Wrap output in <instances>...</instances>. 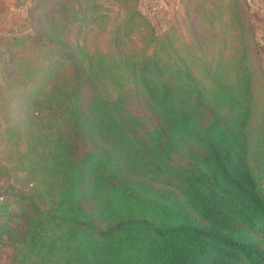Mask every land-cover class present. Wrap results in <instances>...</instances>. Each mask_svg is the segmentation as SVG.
<instances>
[{"label":"trees","instance_id":"16d2710c","mask_svg":"<svg viewBox=\"0 0 264 264\" xmlns=\"http://www.w3.org/2000/svg\"><path fill=\"white\" fill-rule=\"evenodd\" d=\"M142 5L31 0L0 50V173L24 187L0 191V264H264L246 1L181 0L160 32Z\"/></svg>","mask_w":264,"mask_h":264},{"label":"rangeland","instance_id":"374dc122","mask_svg":"<svg viewBox=\"0 0 264 264\" xmlns=\"http://www.w3.org/2000/svg\"><path fill=\"white\" fill-rule=\"evenodd\" d=\"M20 1L21 0H16V2L13 4L14 12H12V14L7 13L0 22V50H2L7 39L12 35L17 36L21 32L27 33L29 31L26 23V18L27 10L30 6L31 0H24V2L22 3ZM180 1L181 0H175V7L173 8L172 16L169 15V12L167 10L158 12V9L155 6L148 3L142 5L141 9L150 17L156 31L160 32L162 30L168 29L174 22V14L176 11H178ZM245 1L247 6L245 7L241 5L242 11L247 16L251 32L253 33L254 38L257 42V49L259 51V56L263 65L262 67L264 69V0ZM253 1H256V5L253 3ZM7 108L12 111V106H8ZM1 124L3 123L0 119V125ZM1 148L2 145L0 138V165L9 167L10 165L4 162L6 153L1 151ZM20 176L21 173L18 171H11L9 174L0 173V191H2L8 184H14V187L23 189L24 187L19 184L18 181L15 183L13 181V179H17Z\"/></svg>","mask_w":264,"mask_h":264},{"label":"crops","instance_id":"0c3cea01","mask_svg":"<svg viewBox=\"0 0 264 264\" xmlns=\"http://www.w3.org/2000/svg\"><path fill=\"white\" fill-rule=\"evenodd\" d=\"M15 2L16 0H0V22L7 13L12 14V12H14L13 4ZM20 2L22 3L24 0H21ZM147 3L155 6L158 9V12L167 10L170 16H172L173 8L175 7V0H142L143 5ZM253 3L256 5V1H253Z\"/></svg>","mask_w":264,"mask_h":264},{"label":"built area","instance_id":"2783aa9c","mask_svg":"<svg viewBox=\"0 0 264 264\" xmlns=\"http://www.w3.org/2000/svg\"><path fill=\"white\" fill-rule=\"evenodd\" d=\"M3 200H4L3 195H0V204L3 202Z\"/></svg>","mask_w":264,"mask_h":264}]
</instances>
